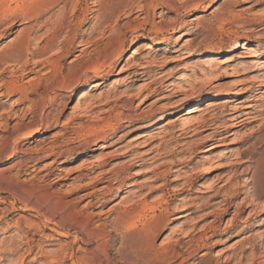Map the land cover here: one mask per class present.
<instances>
[{"label": "rangeland", "instance_id": "1", "mask_svg": "<svg viewBox=\"0 0 264 264\" xmlns=\"http://www.w3.org/2000/svg\"><path fill=\"white\" fill-rule=\"evenodd\" d=\"M1 1L0 66L43 64L23 104L0 96V149L10 130L33 136L17 157L0 150V264H264V123L214 133L264 108V0H61L39 17L23 14L36 0Z\"/></svg>", "mask_w": 264, "mask_h": 264}, {"label": "bare ground", "instance_id": "2", "mask_svg": "<svg viewBox=\"0 0 264 264\" xmlns=\"http://www.w3.org/2000/svg\"><path fill=\"white\" fill-rule=\"evenodd\" d=\"M5 0H3V1H1V2H4ZM59 1H61V0H36V3H32L31 5H30V7H29V9H26L25 11H24V15L26 16V15H36L37 17H39L41 14H40V12H41V10H45V9H47L48 7H46L45 6V4L46 5H49L50 3H55V5L56 4H58V2ZM76 1V0H75ZM213 1H216V0H213ZM8 2V1H7ZM63 2V1H62ZM49 3V4H48ZM70 3V2H69ZM5 4V3H4ZM8 4V3H7ZM0 5H2V4H0ZM9 5V4H8ZM62 5V4H61ZM52 6V5H51ZM2 8H0V10H2L3 9V5L1 6ZM5 7V6H4ZM46 7V8H45ZM65 7V6H64ZM65 9H66V7H65ZM86 9V8H85ZM12 10V8H10L9 6H6L4 9H3V11L4 12H7V11H11ZM88 10V9H87ZM92 10V9H91ZM60 11V10H59ZM63 11H65V10H63ZM3 12V13H4ZM46 12V11H45ZM62 12V11H61ZM67 12V11H66ZM44 13V12H43ZM64 13V12H63ZM1 14V13H0ZM72 14H73V12H72ZM86 14V13H85ZM83 15V14H82ZM2 16V15H1ZM89 16V15H88ZM42 17V16H41ZM65 17V16H64ZM83 17V16H82ZM81 17V18H82ZM8 18V17H7ZM59 18H61V17H59ZM68 18V17H67ZM47 19V18H46ZM50 19V18H49ZM62 19V18H61ZM83 19V18H82ZM81 19V20H82ZM64 20V18L62 19V21ZM66 20V19H65ZM71 20V19H70ZM78 20H80V19H78ZM88 20V19H87ZM47 21V20H46ZM51 21V20H50ZM60 22H61V20H60ZM79 22V21H78ZM6 23V22H5ZM58 23V22H57ZM69 23V22H68ZM67 23V24H68ZM50 24V23H49ZM85 24V22H83L82 24H80V25H84ZM59 25V24H58ZM78 24H76V25H74V26H77ZM41 26V25H40ZM43 26V25H42ZM47 26V25H46ZM64 26V25H63ZM61 27H62V25H61ZM68 27V26H67ZM66 27V28H67ZM70 27V26H69ZM75 29L74 30H72V31H70V32H66L67 34H65V35H67L66 37H64V35H62L64 38L60 41V45H61V47H60V49H59V51H58V53L57 54H62V53H64V52H66V51H68L69 49H68V46H70V45H74V43H75V39H77V34L79 33V27H74ZM60 29V25L58 26V28L56 27V30H52L53 31V34H52V36H51V38L50 37H48L49 39H50V41H53L54 39H55V37H56V34H57V31ZM68 30V29H67ZM66 30V31H67ZM77 31H78V33H77ZM83 32V31H82ZM52 33V32H51ZM84 34H86L87 32L86 31H84L83 32ZM27 34H29V33H27ZM181 34H185L184 33V31H181ZM84 37V36H83ZM62 38V37H61ZM29 41H30V38L29 37H25L24 39H22V40H20V41H18L17 43H16V45H18V46H22V47H27V45H28V43H29ZM91 41H93V40H90L89 42H91ZM97 41V40H96ZM41 42V41H40ZM37 44V43H36ZM45 44H46V42H45ZM51 46H52V44H50ZM79 45H84V46H88V40L87 41H84V39L83 40H81V41H79V43H78V46ZM90 45V44H89ZM83 46V47H84ZM242 46H244L242 43H236V45L234 46V50H236L237 48H239V47H242ZM49 47V46H48ZM45 48H47V46L45 45V46H43L42 48H40V50H38L37 52L38 53H43L42 51L43 50H45ZM52 48V47H51ZM85 48V47H84ZM249 48V50L250 51H252L253 53H258V52H260V50H258V48H254V47H248ZM25 49H27V48H25ZM39 49V48H38ZM47 50V49H46ZM16 51V50H15ZM36 51V50H35ZM37 53V54H38ZM68 53V52H67ZM133 54H136V51H133L132 52ZM18 54V53H17ZM26 54V53H25ZM32 56L35 54V52L32 50L31 51V53H30ZM52 55V54H51ZM55 55V54H54ZM101 55V54H100ZM25 56V55H24ZM189 56H191V54L189 55ZM20 57V56H19ZM42 57V56H41ZM63 57V56H62ZM11 58V57H10ZM35 58V57H34ZM59 57H57L56 58V60L58 59ZM60 59H62V58H60ZM16 60V59H15ZM34 60V59H33ZM32 59H31V61H29V60H20L21 62H18V60H17V62L18 63H16L15 65H13V68L12 69H10V66H11V64H8V65H3L2 67L0 66V91L1 90H3V93H2V95H0V96H8V97H11V96H13V95H15V94H19V98H18V100H17V103H16V105H20V104H23L26 100H28V95H30L28 92H27V89H26V87L23 85V84H21L20 83V81L22 80V78L23 77H25L27 74H29V73H36V72H38V70H36V68L37 67H39L40 65H42L43 63H42V61L40 60V61H33ZM14 61V60H13ZM45 61V60H44ZM88 61V60H87ZM46 62V61H45ZM3 63H5V62H3ZM8 63V62H7ZM6 63V64H7ZM55 63V62H54ZM89 65V64H88ZM52 66V65H51ZM85 66H86V64H85ZM80 69H82V67L80 68ZM83 69H86V67L84 68L83 67ZM88 70V69H87ZM94 70H96V69H94ZM50 72H51V70H50ZM86 72V71H85ZM52 81L53 82H55L56 81V79H57V77H59L61 74H63V73H61V72H59L58 71V73L55 71V70H53L52 72ZM7 74H10V76L8 75L7 76ZM48 76H50V75H48ZM109 76H111V75H109ZM7 77H11L12 79H9V80H4L3 78H7ZM48 78V77H47ZM109 78V77H108ZM39 79V78H38ZM44 79V78H43ZM50 79V78H49ZM4 80V81H3ZM34 81H36V80H34ZM262 82V81H261ZM44 83H45V81H44ZM49 83V82H48ZM60 83V82H59ZM49 84H43V82H39L38 84H37V86L35 87V89H34V93L33 94H35V93H39L40 92V90L42 89V90H46L47 89V86H48ZM52 85H54V84H52ZM51 85V86H52ZM33 87V86H32ZM58 87L61 89V90H65L66 88H67V86L64 84V83H62V81H61V83L58 85ZM2 92V91H1ZM32 92V91H31ZM39 95V94H38ZM16 102V101H15ZM52 102V101H51ZM50 102V103H51ZM54 103V102H53ZM2 104V103H1ZM47 105H49V104H47ZM14 106L15 105H11V107H10V109H11V111L14 109ZM249 107H253V105H246L245 107H243L244 109H246V108H249ZM4 107H2V109H3ZM257 108V107H256ZM1 109V108H0ZM232 109V108H231ZM260 109V108H259ZM4 110V109H3ZM2 110V113L1 114H3L4 113V111ZM19 110V109H18ZM234 112L235 111H237V110H240V108L239 107H235V108H233L232 109ZM11 111H8V114H9V117H10V115H11ZM51 112V111H50ZM6 113V112H5ZM13 113H14V111H13ZM5 115V114H4ZM44 115V114H43ZM1 116V115H0ZM44 116H46V115H44ZM225 116H229V118L228 119H225L224 117ZM222 117L224 118V120L225 121H223V125L222 126H216V127H214V129H215V131H214V133H218V132H220V131H224L226 128H228V127H230V128H232V127H244L245 125H247V124H250V123H252V122H256V121H260V123H264V108L262 109V110H255V109H252V110H249V111H240V112H238L237 111V113L236 114H232V112L230 113H225V114H223L222 115ZM46 118V117H45ZM10 118H7V120H9ZM227 122H229L228 124H227ZM227 124V125H226ZM22 125V124H21ZM261 125V124H260ZM19 127V126H18ZM221 128V130L220 131H218V129H220ZM16 132H17V130H15V129H13V130H10L9 132H8V134L6 135V137L4 138V141L7 143V144H5L4 146L1 144V146H3V151H8L9 152V157H13V156H16L17 157V154H18V148H19V146H20V143L21 142H23L24 140H26V138H29V137H33L32 136V134H30L29 132H24V133H21L19 136L20 137H15V135H16ZM40 134H42L41 133V131H37L36 133H35V136H39ZM13 137H15V138H13ZM221 140V138L220 137H214V136H210L209 137V139H208V141L206 142V144L204 145V148L202 149V150H200V151H202V152H208V151H210V150H212L214 147H216L217 146V142H219ZM13 141V144L11 143ZM4 144V143H3ZM10 144H12V145H10ZM22 144V143H21ZM2 149H0V150H2ZM53 149V148H52ZM264 153V152H263ZM248 154H249V156L251 157V158H253L254 159V156H255V154H254V152L253 151H250V152H248ZM60 156H64V154H61L60 153ZM56 160L57 159H54V162H56ZM37 163H34V165L33 166H35ZM241 165L242 164V162H240L239 160H236L235 162H233V163H229V165ZM32 165V164H31ZM121 171H119V170H117L116 172H114V173H112L113 175L115 174V175H118L119 173H120ZM256 173H257V171H254V172H252V178L253 179H255V176H256ZM114 190H117V188H112V187H110V189L107 191V193H112ZM91 195V194H90ZM230 199V198H229ZM228 203H226V205H227ZM205 206L203 205L202 207H200L199 209L200 210H197V211H201V209H203ZM227 210L228 209H225V212H227ZM194 211L195 210H192L190 213H194ZM197 211H195V212H197ZM132 212V211H131ZM135 213V212H134ZM133 213V214H134ZM168 214L169 213H167L164 217L165 218H167L168 217ZM182 215H180V214H178L177 216H175L174 218H179V217H181ZM117 217H118V219L119 220H121V221H124V222H126V223H129V222H131L132 221V218H133V216H132V214L130 213V211H128V210H123L122 212H120V213H117ZM138 221V220H137ZM121 223V222H120ZM132 223V222H131ZM134 223V222H133ZM160 222H159V219L156 217V216H151L149 219H147L146 221H144L143 222V226L144 227H148V229L150 230H152V231H154V230H156V228L158 227V224H159ZM127 225V224H126ZM38 226V225H37ZM41 227V226H40ZM134 227V226H133ZM136 227V226H135ZM131 229V228H130ZM133 229V228H132ZM134 231V230H133ZM139 242V241H138ZM138 242H135V243H138ZM190 242H191V240H190ZM148 244V243H147ZM165 244H167L166 242H165ZM164 244V245H165ZM151 245V244H150ZM163 245V246H164ZM148 246V245H147ZM252 249H254L255 250V248H256V246H255V242L254 243H252V244H250L249 245ZM135 247V246H134ZM141 247V246H140ZM244 248V247H243ZM153 249V248H152ZM150 247H145V248H143V249H140V248H138V247H135V248H133V249H131L130 250V255H134V256H139L140 254L141 255H149V254H151L152 252H153V250H152ZM245 251L246 250H242V254H244L245 253ZM155 253V252H154ZM234 255H237V253H235ZM155 256H153V258H154ZM235 257V256H234ZM145 258H147V257H145ZM150 258V257H149ZM157 258V257H156ZM151 259H152V257H151ZM51 261H53V260H51Z\"/></svg>", "mask_w": 264, "mask_h": 264}]
</instances>
